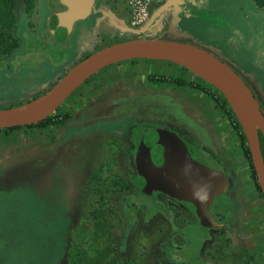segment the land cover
<instances>
[{"label": "rangeland", "instance_id": "obj_1", "mask_svg": "<svg viewBox=\"0 0 264 264\" xmlns=\"http://www.w3.org/2000/svg\"><path fill=\"white\" fill-rule=\"evenodd\" d=\"M108 1L110 2L109 6L121 8L117 0ZM22 6L24 7V4ZM23 7H21L13 39L9 40L5 36L3 39L6 38L7 40L0 39V110L14 108L40 96L50 89L54 81L63 76L72 65L86 58V52L77 56V50H75L68 55L70 62L66 68H63L61 74V70H53L52 74L49 75L48 73L46 77L37 76V73L48 70L49 65L48 61L41 58L35 48L32 47L33 37H36L30 35L29 31L31 29L35 34L37 28L42 29L47 26L49 18L62 12L64 8L60 0H37V7L31 13H26ZM188 10L190 12L181 27L182 30L191 35L187 40L188 42L193 41L197 45L209 47L221 57L232 58H235L237 49L242 45L244 47L253 45L252 49H255L257 45L264 48V8L256 7L252 0H208L203 4L188 6ZM191 15L193 19L190 17ZM100 17V14H94L77 23V32L69 36L65 40V44L77 40L81 44L86 42L87 47H90L86 54H92L106 47L107 43H110L109 38L105 36L103 31L94 30ZM130 28L137 29L132 26ZM130 34L120 32L116 40L125 41L146 37V33L136 34L133 32ZM244 42L246 43L244 44ZM171 65L177 67L173 63ZM257 65L260 66L259 63ZM180 69L182 70L181 75H184L189 82L192 80L200 82L211 92L225 99L215 87L185 68L180 67ZM258 72L260 77L257 83L259 86L261 84L264 92V76H261L264 74L261 71ZM149 73L152 72L149 71ZM165 85L169 91L171 89L170 92L172 93V86ZM150 87L154 89L155 85L150 83ZM95 89L96 87L93 85L87 92L89 95L80 96V98L76 95L69 99L52 116H61L66 113L73 116L74 106L77 108L82 106L86 97H90L88 102L92 106L95 101L93 98V90ZM179 93L185 97L203 99L204 115L212 113L211 102L204 99L205 97L200 90L185 87L179 88ZM84 104L87 105V101ZM227 104L228 108L232 109L228 102ZM123 107L121 105L120 109ZM150 108L153 109L151 112H155L161 107L151 105ZM71 111L72 114H70ZM127 111L119 110L111 118L112 120L88 127L75 117L70 119L68 123L58 124L59 126L66 124L68 127L65 136L57 139V141H52L51 147L63 152L66 150L64 145H66L69 136L74 134L78 138H82L93 134L97 129L124 137L129 136L133 129H137L140 133L138 125L139 123L143 124L140 115L134 111L126 116ZM165 116L170 117L166 113L163 117ZM144 125L155 127L158 124L145 122ZM34 132L33 130H26L25 133L21 134L20 141L28 143L33 140L36 138ZM38 135L43 136L44 133ZM177 138L179 136L176 133L166 134L160 137L157 145L161 148L171 145V148ZM101 150L104 151L105 149L101 148ZM109 150L114 157L102 159L87 174L82 173L84 166L80 164L81 162L79 164L74 163L72 167L69 166V169H65V166L60 165V162L54 163L46 171L50 174L45 173L43 176L39 171L30 173L31 167L21 163L17 172H22V176L21 178L19 176L14 177L12 182H7L3 173L0 178V210L5 214L4 216L0 215V264H185L181 261L185 259V255L181 251L185 247L186 240L184 237L181 240L176 235L172 236L178 231H183L182 228L178 229L171 222L170 232L168 224L161 219H155L151 226H145L147 223L144 221L147 218L142 219L144 226H142V221H139L137 226L134 224L135 219H132L133 223L131 222L129 215L132 214L133 216L135 212L132 211L131 213V206L127 200L134 198L133 200L137 205L140 204L141 200L136 197L137 195L134 197L129 195L130 188L124 180L125 170L130 168V163L119 160L118 156L122 152V148L116 146L105 151L109 152ZM191 154L195 160H200L196 153L192 152ZM74 159L76 158L73 156L68 158L69 161ZM205 164L218 169L217 164L213 162ZM35 173L36 175H34ZM41 177L49 178L50 183L48 188L44 190L43 196L45 198H40V200L34 194H30V192H34L32 188L30 190L25 187L35 186L37 181L33 180H39ZM129 178L132 181H141L135 175H130ZM230 186L233 191L235 186L233 187L232 182ZM245 188L246 183L243 182L241 192H246L247 189ZM122 190L123 192L129 191L124 194L125 197L117 195ZM116 195L119 197L121 214L117 208ZM257 196L262 203L259 195ZM241 198L244 201L243 209H246L253 202L251 197L241 196ZM20 211L23 213L20 214ZM237 217L238 215L235 213L230 226H234ZM73 222L74 227L68 242V232ZM244 224V221L240 222V226H244ZM134 228L135 230L131 233L126 247L127 235ZM256 229L260 231L259 223L256 224ZM188 230L190 231V229ZM207 230L209 228L200 223L196 231L203 235ZM226 231L232 233L233 228L228 227ZM261 233H264V230ZM236 235L237 231L235 230L234 238ZM238 240L240 238H236V244L226 235L218 236L217 242L220 243L221 256L214 257V246L209 245L210 253L206 252V257H208L210 264H258L264 259V250L262 253L258 247H253L251 244L241 246ZM157 246L158 253H156ZM173 251L177 252L175 256L172 255ZM196 264L209 263L198 262Z\"/></svg>", "mask_w": 264, "mask_h": 264}, {"label": "water", "instance_id": "obj_2", "mask_svg": "<svg viewBox=\"0 0 264 264\" xmlns=\"http://www.w3.org/2000/svg\"><path fill=\"white\" fill-rule=\"evenodd\" d=\"M60 3L66 10L56 13L47 21L52 33L59 28L71 34L77 23L98 13L97 0H60ZM152 19L136 30L123 23L122 33H145L153 23ZM184 58L189 62L182 60ZM133 60L173 63L215 87L225 97L247 139L257 183L264 196V157L260 141V135L264 138V110L244 78L229 62L211 48L193 41L142 37L108 45L77 61L40 96L14 108L0 110V130L44 122L100 71ZM235 104L241 110L240 116L236 114ZM170 146L161 148L154 142L134 154V168L142 180L141 193L148 197L162 193L179 202L190 203L201 225L209 229L227 230L234 212V203L228 196L229 176L194 160L181 139L177 138L175 144ZM215 179L219 182L218 186H213Z\"/></svg>", "mask_w": 264, "mask_h": 264}, {"label": "flooded vegetation", "instance_id": "obj_3", "mask_svg": "<svg viewBox=\"0 0 264 264\" xmlns=\"http://www.w3.org/2000/svg\"><path fill=\"white\" fill-rule=\"evenodd\" d=\"M188 1L191 0H186V5L188 4ZM117 2L118 5H121V8L117 6H109L110 2L108 0H104L103 3L100 2V0H97L96 8L97 10H102L103 8H101V4H103L102 7L114 11L119 17L123 18L128 23H130L131 10L122 0H117ZM166 2L167 0H161L160 4L165 5ZM115 4L117 5V3ZM63 8V11L66 10V7L63 6ZM151 15V17L153 18V14ZM76 30L77 27L71 34H68L65 29L58 28L55 30L54 33H52L47 26H44V28L42 29L37 28L35 34L32 32L31 29L29 32L30 35H33L36 38L39 37L40 39V46H34L36 52L40 55V57L45 60H48V63L51 64V66L59 69L66 68L68 66L67 64H69L70 62L68 55L72 54L75 50H77L76 55L79 56L82 55L84 52L87 53L88 48L90 49V47H87L88 44L86 42L84 44H81L78 40L65 44V40L69 36L76 33ZM86 53L85 57L90 55ZM136 66H138V63L137 61H134L128 70H122L119 73L117 69H112L111 67H108L100 71L92 78H90L69 99H72L76 95H78L79 98L80 96H87L89 95V93H87L90 91L89 89L93 85L94 87H96V89L93 90V98L95 100L94 104L92 106L89 105L90 103L88 102V100L90 99V97H86L85 101L82 102V106L79 107L80 114H85V112L87 113V115L83 116L81 120L84 125H87V127L95 124L97 125L101 122H105L108 120H112L111 118L114 117V115H116L119 110H128L126 116H129L134 111L136 112V114L140 115V119H142L143 121V124L139 123L138 125L140 128V133L137 131V129H131L132 133L129 136L124 137L121 135L117 136L113 133L97 129L93 136L94 141L100 142L102 148H104L105 150L108 149L105 146H110V148L117 146L123 149L118 157L119 160H123L125 163H127L128 161V163H130L129 167H131V170L130 168L125 170L124 178L126 183L129 185L130 196L134 197L136 195L141 194L140 183H142V180L136 182V180L132 181L129 178L130 175L137 176L133 163L134 154L139 149L146 148L154 142L157 143L160 137L169 133H176L179 136V139H181L186 145L188 143L189 146L187 145V147L190 151V154L192 152L196 153L198 158L203 162L197 159L196 161H200L199 163L211 169L221 170L229 176V184L231 185L232 182L233 187L235 186L233 191L231 190V186H229L228 189V196L232 199L234 203V212L229 221L228 227H232L233 231L232 233H230L226 230L209 229L205 231V235L201 238V243L198 246V261H202L204 263L208 262L210 264V262L208 261V257H206V254L210 253V251L208 250L209 245L214 246V257L221 256V248H219L220 243L217 242L218 236L226 235L236 244V238H240L238 242L239 244H241V246L248 245L247 242H245L242 236L240 235L241 228L243 227V225L236 226V222L241 216L240 212L242 209V199L238 197V194H240L242 184L241 181H239V179L237 178L235 164H233L234 162H230L231 152L224 151L226 150V147L223 148V133L221 132L222 130L218 125L220 120L222 122L225 120V122L228 123V125L234 132L235 142L233 145L234 147H236L235 153H238L240 149L244 152L240 136L238 134V131L234 129L231 123L227 109H223L221 106L223 98L211 92L210 89L204 87L202 84H200V82L198 83L193 80L189 82V80L184 75H181L182 70L180 69V67L172 65V67L175 68V73L177 71L180 72L179 74L176 73V75H174L172 73H163V71L146 74V70L143 68L141 71L139 70L140 72L136 71ZM116 73L123 75L126 82L124 83L123 81H121L123 77L120 80L115 78ZM179 80H184L186 82L185 85H180L179 83H177ZM130 82L135 84L132 90H130L129 88ZM150 83L155 85L154 89L150 87ZM164 84H169L172 86V93L170 92L171 89L169 91L166 85L164 86ZM192 85H199L205 90L194 88ZM121 87H123V91L118 90V92H116V90ZM185 87H190L194 90H200L202 92V95L205 97L204 99L209 100L214 106V108H212L211 110L212 113L204 115L205 106L204 101L202 102L203 99L200 100L198 98L185 97L181 93H179V88ZM86 101L87 105L84 104ZM166 102H168V104H166ZM121 105L124 107L120 109ZM151 105H156L161 108L157 109L155 112H151V110H153L150 108ZM75 107L76 106H74V108ZM128 107H130V109H128ZM165 113L168 114L170 117H163ZM62 117H66L64 123H68L71 118L69 113L61 115L59 118ZM144 121L147 123L152 122L153 124L158 125H156L155 127H151L149 125H144ZM214 133H216V136H214ZM97 137L99 140H97ZM260 141L261 150L264 157V138L262 135H260ZM105 150H101L98 153L95 152L94 158H97L100 162L104 158L114 157L113 154L110 153V150L109 152H106ZM70 156H73V154L68 155V157ZM191 156L195 160L192 154ZM210 162L217 164L218 169L212 168L205 164ZM138 178L139 177L137 176V179ZM119 180L122 181L121 179ZM212 183L213 186H218L219 184L218 180L216 179L213 180ZM129 191L126 190L125 192H123L122 190L117 195L124 196V194H127V192ZM256 191L262 200V204H264V196L262 192L259 191L257 188ZM118 196L116 197V202L117 208L119 209L121 214ZM146 198H148L151 206L148 203H144L139 206L138 212L136 213V215H134V224H136V226L139 221H142V226H144L142 219H150L149 215H151V212H153L156 215L151 218V220L144 221L145 223H147L145 224V226H151L155 219L158 218L168 224L171 232V222L175 225L177 224L176 218H180V216H178V212H180L181 210H185L186 212H188L191 218L196 220L198 224L200 223V221L195 215V208L190 203L179 202L162 193H155L153 196ZM235 213H237L238 217L234 223V226H230L233 222L232 220ZM129 216L131 222L133 223L132 214H130ZM135 228L133 230H130L129 234L127 235V242L125 245L126 247L128 246V241L131 237V233L135 230ZM235 230L237 231L236 238H234L233 236ZM123 235L125 236L124 232ZM175 235L176 234L172 236ZM191 245L192 241L190 239V241H187V243L184 244V249ZM157 248L158 246L156 247V253H158Z\"/></svg>", "mask_w": 264, "mask_h": 264}, {"label": "crops", "instance_id": "obj_4", "mask_svg": "<svg viewBox=\"0 0 264 264\" xmlns=\"http://www.w3.org/2000/svg\"><path fill=\"white\" fill-rule=\"evenodd\" d=\"M205 1L208 0H191L188 1V4L191 7L193 4L199 5L205 3ZM101 2L103 3L104 0H101ZM160 3L156 5L153 11V19H152L153 23L150 26V29L145 32L146 38H161L164 40H171V41H187L188 38L191 37V35L187 33V31L181 29V26L183 25L186 16L190 12L188 10V4L186 5V0H167L165 5H161ZM102 5L103 4H101V8L103 9L98 10V13H100L101 17L94 30L103 31L106 34L105 36L110 39V40L108 39L110 43H107V45L120 42L116 40V37H118L120 32L122 33L121 27L123 23H125L128 27H131L130 23H128L123 18L119 17L114 11L105 9L104 7H102ZM190 17L193 19L192 15ZM114 36L115 38H113ZM34 40H36V38L33 37V41ZM245 43L246 42H244V44ZM252 48L253 45L250 46L248 45L245 47L242 45L237 49L235 58L226 57L224 55H223L224 57L222 58L227 62H229L231 66H233L237 70V72L244 78L245 82L248 84V86L250 87V89L252 90V92L254 93L257 100L260 102L261 107L264 110L263 88L260 83H259L260 86L257 83L260 77L258 71H261L264 74V48H261L259 45H257L255 49ZM28 60L30 59L28 58ZM134 61H137L138 63V66H136V71L138 72H140L143 68L146 70L145 72L146 74H148L149 71H151L152 73L163 71V73H172L174 75H176V73L178 74L180 73L179 71L175 73V68L172 67L171 63L167 61H157V60L125 61L114 64L110 67L112 69H117L119 73L122 70H128ZM258 63L260 64L259 67L257 65ZM48 65H49L48 70H44L42 73L40 72L37 73V76L46 77L48 73L49 75H51L53 70L54 71L61 70L60 74L63 72V68L57 69L51 66V64L49 63ZM261 76L263 77L264 75L261 74ZM122 77L123 79L121 81L125 83L126 80L124 76L116 73L115 78L120 80ZM134 86L135 84L131 82L129 83L130 90H132ZM118 90L123 91V87L118 88L116 92H118ZM212 108H214L213 105ZM73 111H74V115L73 116L71 115L70 119L75 117V118H79V120H82V117L87 115L86 112L85 114H80V109L77 107H75V110ZM70 113L72 114L73 112L71 111ZM218 125L220 126V129L222 130L221 132L223 133L222 136L224 143L223 148L226 147V150L224 151L231 152L230 162H234L233 164H235L237 178L239 179V181H241L242 186H243V182L246 183L245 189H247V191L246 192L240 191L238 197L241 198V196L242 197L247 196V197H251V199L253 200V202L247 206L246 208L247 210L245 208L243 209L244 201L242 200V209L240 212L241 216L239 220L236 222V226H239L240 222L244 221L245 224L241 228L240 235L242 236L244 241L247 242V244H251L253 247L254 246L258 247L263 253L264 233H261V231L264 230V204H262L259 201V198L257 196L258 193L256 191L255 181L252 178L250 164L246 159L244 152L241 149L238 151V153H235L236 147H234L233 145L235 142L234 132L231 129V127L228 125V123H226L225 120L223 122L220 120ZM67 127L68 126L66 124L62 126L55 124V125L47 126L45 128L23 127L19 130H14V131L0 130V178L3 175V173H4V178L7 182H12L14 180V177L16 176H19V178H21L22 172H17V169L20 167L19 164L21 163L22 165L27 164L28 166L31 167L30 173H32L33 171H37V172L39 171L42 174V176L45 175V173L50 174V172H46V171H48L49 168H51V166L54 163L57 164L58 162H60V165H64L65 169H69V166L72 167L73 164L76 162L78 164L81 162L80 164H83L84 166V168H82V173L84 174L89 173L92 170V168H94L93 167L94 165L99 164L98 159L94 158L95 156L94 154L95 152L98 153L101 151L102 145L100 142L94 141V137H93L95 134L94 131L93 134L86 135L87 137L84 136L82 138H78V136L74 134H72V136H69L66 145H64V148L66 150L63 152L58 149L52 148L51 147L52 141H57V139H61L63 136H65ZM26 130L28 131L33 130L35 131L34 133H36V138L29 141L28 143H24V141H20L21 134L25 133ZM40 133H44V135L43 136L38 135ZM214 136H216V133H214ZM17 138L18 141L16 142ZM97 140H99L98 137ZM105 147H107L108 149L110 148V146L109 147L105 146ZM69 154H73V157H75L76 159L69 161L68 160L69 157H66V155ZM34 175H36V173ZM77 176L81 179L79 174H77ZM48 179L49 178L47 177H41L39 180L34 179L33 181H37L35 183V186L30 185L29 187H25V188H28L30 190L32 188L34 192L36 189L35 193L30 192V194H34V196L38 197L39 199L45 198L43 194H44V190L48 188L47 186H49L50 182L48 181ZM21 213L23 212L20 211V214ZM151 213L152 214L149 215L150 219H147L148 221L151 220V218H153L156 215L153 212ZM4 214L5 212L0 210V215L4 216ZM178 216H180V218L178 219L176 218V222H177L176 226L178 229L182 228L183 231H178L176 233V236H178L181 240H183L182 237H184L186 243L187 241H190V239H197L199 237L201 238L204 237L205 232L203 235H201V233L196 231L200 223L198 224L196 220L191 218L188 212H186L185 210H181L180 212H178ZM257 223L260 224L261 227L260 231L256 229ZM73 227H74V222L72 226H70L68 232V237H67L68 242ZM188 229H190V231ZM260 263L264 264V259L258 264Z\"/></svg>", "mask_w": 264, "mask_h": 264}, {"label": "trees", "instance_id": "obj_5", "mask_svg": "<svg viewBox=\"0 0 264 264\" xmlns=\"http://www.w3.org/2000/svg\"><path fill=\"white\" fill-rule=\"evenodd\" d=\"M252 1L254 2L256 7L261 8V9L264 8V0H252ZM23 4H24V7L22 6ZM21 7H23V9L26 11V13H31L37 7V0H0V39L1 40H7L6 39L7 37L9 40L13 39L14 32L16 30L17 23L19 21V14L21 13L20 12ZM4 36L6 37L5 39H3ZM31 44H32L33 48H35L34 46H40V44H41L40 39L36 38V40L32 41ZM6 53H8V52H6ZM177 83H179L180 85H185L186 82L184 80H179ZM192 86L194 88H197V89L205 90L204 88H202L199 85H192ZM221 106L223 109H227L231 123H232L234 129L238 131V134L240 136V139H241V142H242V145L244 148V154H245L246 159L248 160L250 167H251L252 178L255 181L256 188L259 191H261V189L257 183V177L255 174L253 165H252L251 154H250V151L248 148L247 139L243 133L242 127H241L239 121L237 120V118L235 117L233 110L228 108L229 106H228L227 101L225 99H223ZM59 117L60 116H50L44 122H41L40 124L35 125V126H29V127L45 128L47 126L54 125V124H63L66 117H62V118H59ZM21 128L22 127L5 129V130L6 131H14V130H19ZM136 197L140 198V200H141L140 204H138V205L135 203V200H133L134 198L127 200L129 206H132L131 210L135 212L134 215H136V213L138 212V208L141 204H144V203L147 204L148 203L150 205L148 198H146L148 196H145L141 193L140 195H137ZM134 215L132 216V219H134V217H135ZM191 241H192V245L188 246L187 248H185L181 251L185 255V259L181 260L182 263L196 264L198 262H202V261H198V258H197L198 246L201 243V237H199L197 239H191ZM175 254H177V252L173 251L172 255L175 256Z\"/></svg>", "mask_w": 264, "mask_h": 264}, {"label": "built area", "instance_id": "obj_6", "mask_svg": "<svg viewBox=\"0 0 264 264\" xmlns=\"http://www.w3.org/2000/svg\"><path fill=\"white\" fill-rule=\"evenodd\" d=\"M131 10V26L142 28L151 21V14L161 0H122Z\"/></svg>", "mask_w": 264, "mask_h": 264}, {"label": "bare ground", "instance_id": "obj_7", "mask_svg": "<svg viewBox=\"0 0 264 264\" xmlns=\"http://www.w3.org/2000/svg\"><path fill=\"white\" fill-rule=\"evenodd\" d=\"M182 60L187 61V63L189 62V60H188L187 58H184V59H182ZM234 106H235L236 114L240 116V114H241V110H240L239 106H238L237 104H235Z\"/></svg>", "mask_w": 264, "mask_h": 264}]
</instances>
